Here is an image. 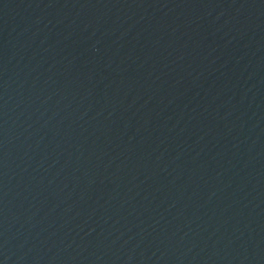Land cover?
<instances>
[{"label": "water", "instance_id": "water-1", "mask_svg": "<svg viewBox=\"0 0 264 264\" xmlns=\"http://www.w3.org/2000/svg\"><path fill=\"white\" fill-rule=\"evenodd\" d=\"M0 264H264V0H0Z\"/></svg>", "mask_w": 264, "mask_h": 264}]
</instances>
